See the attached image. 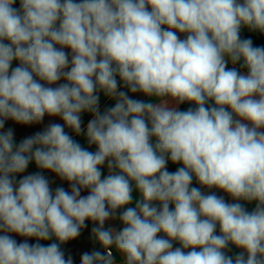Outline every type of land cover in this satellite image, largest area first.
I'll use <instances>...</instances> for the list:
<instances>
[{"label": "clouds", "instance_id": "clouds-1", "mask_svg": "<svg viewBox=\"0 0 264 264\" xmlns=\"http://www.w3.org/2000/svg\"><path fill=\"white\" fill-rule=\"evenodd\" d=\"M15 4L0 0V264H74L62 245L89 221L103 251L79 264H116L114 251L123 264H264V47L242 37L264 34V0ZM100 93L115 100L103 112ZM46 115L63 123L19 143L4 130Z\"/></svg>", "mask_w": 264, "mask_h": 264}, {"label": "crops", "instance_id": "crops-1", "mask_svg": "<svg viewBox=\"0 0 264 264\" xmlns=\"http://www.w3.org/2000/svg\"><path fill=\"white\" fill-rule=\"evenodd\" d=\"M242 34L245 35H250L254 46L257 47H264V34H260V33H253V32H249L247 29H244ZM65 51H68L70 53V49H65ZM13 67L18 66V61H13ZM229 67H232L231 64H229ZM238 67V65L236 66ZM119 79V78H117ZM65 81H60L58 83H64ZM56 86V85H53ZM121 91H128L126 88H124L121 85L120 88ZM129 96H131L134 99H140L143 100L145 102H158L155 100V98L152 97H148L146 95H144L143 93H128ZM100 110L101 112H103L106 108H110L113 107L115 104V100L113 99H109L107 97L104 96L103 93H100ZM188 107H192V105L185 103L179 106L180 110H187ZM92 119V114L90 113H82V127L85 129L86 131V126L88 121ZM51 122H56V123H63V121L59 118V117H49V116H45L44 121L42 124H38V125H31V126H25V125H18L15 122L9 120L6 121L5 123V131L8 128H12L15 131V141L16 143H19L23 138L30 136L38 131H42L44 129L45 126H47L49 123ZM66 131H69L70 134L73 135V138L76 139L82 146H84L85 148H88V150L90 151H95L96 150V146L95 145H88L86 137L84 135L81 136H76L74 133L71 132L70 129L66 128ZM181 164H172L171 162H169L168 164V170L169 171H175L178 167H181ZM37 171H40L39 169L36 168L35 163H30L28 169L26 170L25 173L22 174H18L17 175V179L22 178V176L30 174V173H35ZM101 171L103 173V176L108 175V169H107V164L105 163V165L101 168ZM50 181V185L53 188V190H55V188L57 187H64L66 190L70 191V186L68 184L67 181H61L54 173H51L50 171H44L43 173ZM103 178V177H102ZM196 181H193L192 186L196 187ZM204 190V189H202ZM206 191V190H205ZM215 191V190H213ZM88 194V190H83L82 191V195H87ZM219 195H224L226 200H229V202H231V198L228 197L225 193L223 192H218ZM139 198V194L138 191L135 189V187L133 188V203L131 205H127L125 207H134L135 206V201ZM242 204H244V206L251 211L252 209H254L255 207V202H245V201H240ZM170 207H174V205H170ZM118 212L123 211V209H118ZM88 224V227L85 228L81 235L72 241L67 242L65 245H62L63 250L66 253V257L67 255H71L74 259V264H79L80 262V256L83 252H91L94 249L95 250H101L103 251V249L100 247V245L98 243H96L92 238H91V228H92V223L86 222ZM107 226H113L116 228H120L122 227V225L119 223V221H108L106 222V227ZM13 235V237L18 241V242H22L24 239H28V242L30 244H35L37 242L43 244V245H47L50 244L52 242H54L53 240H49V241H37L35 238H24V237H20L16 234H11ZM179 246L178 244H174V247ZM232 247V252L230 254H236L239 251H241L240 249L235 248V246H231ZM114 256H116V264H120L122 262L121 257L119 256L118 253H116L114 251Z\"/></svg>", "mask_w": 264, "mask_h": 264}, {"label": "trees", "instance_id": "trees-1", "mask_svg": "<svg viewBox=\"0 0 264 264\" xmlns=\"http://www.w3.org/2000/svg\"><path fill=\"white\" fill-rule=\"evenodd\" d=\"M14 7L19 8V0H16V4L14 5ZM242 37H243V38H250V39H251L250 35L242 34Z\"/></svg>", "mask_w": 264, "mask_h": 264}, {"label": "built area", "instance_id": "built-area-1", "mask_svg": "<svg viewBox=\"0 0 264 264\" xmlns=\"http://www.w3.org/2000/svg\"><path fill=\"white\" fill-rule=\"evenodd\" d=\"M196 187H200V185L198 183H196ZM120 264H123V261Z\"/></svg>", "mask_w": 264, "mask_h": 264}]
</instances>
